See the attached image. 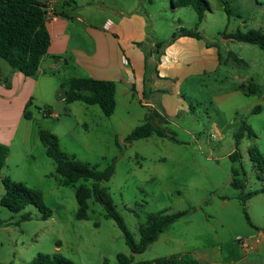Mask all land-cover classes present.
<instances>
[{
    "label": "rangeland",
    "instance_id": "rangeland-1",
    "mask_svg": "<svg viewBox=\"0 0 264 264\" xmlns=\"http://www.w3.org/2000/svg\"><path fill=\"white\" fill-rule=\"evenodd\" d=\"M176 1L78 0L80 20L71 23L73 42L90 50L94 38L85 32L88 25L101 30L105 21L142 18L145 38L139 47L145 56L147 103L122 86L110 116L96 104L67 103L60 98L59 91L65 90L60 88L50 90L51 102L44 104L40 86L61 87L69 77L86 72L76 66L66 74L55 71L54 76L42 77L29 106L33 119L26 143L23 121L8 145L4 170L14 175L13 180L39 190L52 215L44 219L33 204L15 212L0 203V264H26L39 253H60L77 264H118L119 253L132 255L135 261L190 253L201 264H231L244 253L242 241H249L257 227L264 229V179L257 177L249 154L255 145L264 156V50L223 36L253 28L264 32V0H227L231 15L219 0H208L202 22L192 6H176ZM181 27H197L203 43L215 50L209 55L216 59L200 70L189 68L191 63L177 44ZM165 52L175 72L161 80L158 65ZM1 60L6 66L3 74L9 76L12 67ZM251 83L257 91L249 92ZM45 105L52 114L44 115ZM256 106L259 112L253 111ZM154 110L162 119L154 117L152 122L163 135L155 131L128 142L131 131ZM243 122L256 137L246 134L239 144V159L232 160L235 134ZM40 129L55 133L64 151L97 165L99 171L113 165V175L102 186L110 191L137 242L140 226L150 214L186 213L145 251L132 254L124 232L100 202L90 198L88 218L76 216V188L91 187L93 181L62 184L63 178L54 175L55 161L46 153ZM234 178L241 188L232 185ZM252 191L258 193L248 198ZM3 194L0 181V199ZM25 214L30 218L24 219Z\"/></svg>",
    "mask_w": 264,
    "mask_h": 264
},
{
    "label": "trees",
    "instance_id": "trees-1",
    "mask_svg": "<svg viewBox=\"0 0 264 264\" xmlns=\"http://www.w3.org/2000/svg\"><path fill=\"white\" fill-rule=\"evenodd\" d=\"M75 3L76 0H71ZM228 15L231 11L227 0H219ZM176 6H192L197 12L198 21L202 22L206 10L209 9L208 0H177ZM48 6L46 0H0V58L5 59L12 68L21 71L27 76L37 73L42 58L46 55L51 38L46 26ZM56 13V12H55ZM178 36H190L201 39V34L195 29L181 27ZM174 33V37L177 35ZM224 38L235 39L240 42L259 46L264 50V32L261 29H249L247 31L237 30L235 32L224 33ZM67 93L64 100L67 103L82 101L90 105H99L103 113L110 116L114 113L117 105L116 83L109 79H98L91 76H80L69 78L65 85H62ZM242 88H247L243 87ZM249 92L258 90L253 83L248 87ZM32 104V98L26 105L25 117L31 118L28 107ZM260 106L254 108V112H259ZM48 105L44 106V115L52 114ZM154 117L162 119L161 114L154 110L146 116V121L136 127L127 136L126 140L131 142L136 139L148 137L153 132L160 135L163 133L155 127L152 122ZM248 135L256 137L254 130L243 122L235 134L236 149L230 154L232 160L239 159V144L241 139ZM39 137L45 146L46 153L55 161L54 175L62 177V184H74L80 179L92 180V186L81 184L76 188L75 195L78 202L76 216L80 219L88 218L90 198L100 202L107 215L115 220L125 235V240L132 254L142 253L153 243L158 236L172 224L175 220L183 216L186 212L173 214H150L146 224L140 226L141 237L137 242L127 228L123 217L118 212L116 204L110 191L102 186V182L111 178L114 173L112 164L108 165L103 171L97 169V165L77 159L73 154L61 148L58 136L48 129H40ZM9 146L0 143V181L4 185V194L0 199L1 205L8 209L18 212L23 210L28 204H33L42 212L44 219L52 215V210L45 201L43 194L36 189L26 186L24 183L15 181L10 177H3L2 170L9 156ZM249 154L257 169V177L264 179V156L257 146L249 149ZM258 155V157H255ZM232 185L237 188L242 187L239 179L234 178ZM258 191L249 192V198ZM24 219L30 218L29 214L23 216ZM264 230V229H263ZM118 264H201L200 261L190 253L173 254L162 256L153 260L135 261L132 255L119 253L117 255ZM26 264H77L70 258L60 253H39Z\"/></svg>",
    "mask_w": 264,
    "mask_h": 264
},
{
    "label": "crops",
    "instance_id": "crops-1",
    "mask_svg": "<svg viewBox=\"0 0 264 264\" xmlns=\"http://www.w3.org/2000/svg\"><path fill=\"white\" fill-rule=\"evenodd\" d=\"M53 1L56 15L50 16L46 20L51 42L46 55L41 60L37 73L33 75L35 77L27 76L14 68H8L9 76L4 75L3 67L6 66L0 58V143L10 145L23 121L26 123L23 142L26 143L30 130L29 121L33 119L29 107L28 111L31 113V118L25 117L26 105L31 98H35L36 88L42 77L45 75L54 76L55 71H62L66 74L67 69L77 70L76 66H79L86 72V75L81 76L115 81L116 101L118 91L123 86L136 91L137 93H135L138 94L141 101L147 103L145 101V56L139 47V43L145 38V23L142 18L135 16L127 18L126 16L118 22H113L110 27H106L105 21L101 30H96L88 25L85 32L94 38V45L90 50L88 47L73 42L74 33L71 23L73 20H80L77 12L80 6L78 0L75 3L71 0ZM178 43L184 49L183 55L191 63L189 68L200 70L202 66L209 64V60L214 61L215 57L209 55V52L215 51L214 48L211 47L212 45L203 43L201 39L180 36L177 40ZM123 57L126 58L127 64L123 63ZM193 62L196 65L194 67ZM173 68L174 66L170 63V54L165 52L158 65L157 78L161 80L170 78L174 74L171 72H175L172 71ZM73 77H80V75ZM159 79L154 80V86L159 85ZM40 88L39 94H41L43 100L41 102L44 104L51 102L48 97L50 90L65 89L59 85L51 86V88L48 85L40 86ZM61 99L64 100V98ZM2 176L12 179L14 175L5 172L3 168ZM256 238L259 241L255 242ZM249 241L252 247L244 248V253L231 264H264V230L257 227L256 231L251 234Z\"/></svg>",
    "mask_w": 264,
    "mask_h": 264
},
{
    "label": "built area",
    "instance_id": "built-area-1",
    "mask_svg": "<svg viewBox=\"0 0 264 264\" xmlns=\"http://www.w3.org/2000/svg\"><path fill=\"white\" fill-rule=\"evenodd\" d=\"M53 0H46V4H47V6H48V13H47V18L46 19H48L50 16H55L56 15V13H55V11H54V8H53ZM112 25V23L111 22H108L107 24H106V27H110ZM123 63L124 64H127V60H126V58L125 57H123ZM255 242L256 241H259V239L258 238H256L255 240H254ZM242 246L244 247V248H251L252 247V244H251V242L250 241H242Z\"/></svg>",
    "mask_w": 264,
    "mask_h": 264
},
{
    "label": "water",
    "instance_id": "water-1",
    "mask_svg": "<svg viewBox=\"0 0 264 264\" xmlns=\"http://www.w3.org/2000/svg\"><path fill=\"white\" fill-rule=\"evenodd\" d=\"M66 93H67L66 90H60V91H59L60 98H64L65 95H66Z\"/></svg>",
    "mask_w": 264,
    "mask_h": 264
}]
</instances>
